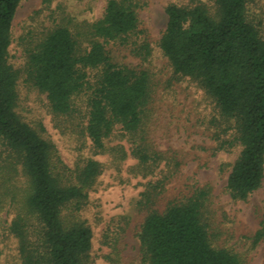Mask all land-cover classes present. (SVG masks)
I'll return each mask as SVG.
<instances>
[{"label":"trees","instance_id":"obj_1","mask_svg":"<svg viewBox=\"0 0 264 264\" xmlns=\"http://www.w3.org/2000/svg\"><path fill=\"white\" fill-rule=\"evenodd\" d=\"M21 1L0 0V226L18 239L21 264H87L93 230L82 210L103 164L87 158L68 166L44 136L45 127L41 124L38 131L17 111L19 72L8 58ZM250 1L215 0L214 13L204 4L170 3L159 42L174 74L196 81L215 101L218 148L240 146L227 180L231 197L239 200L264 178V38L248 19ZM137 8V0H108L103 16L84 35L63 25L52 28L26 48L25 74L27 82L46 93L57 115L72 114L84 95L93 151L124 159L126 146L110 142L126 139L138 170L147 175L162 161L146 124L151 75L146 68L114 61L106 48L137 32ZM135 52L147 56L149 44ZM228 132L232 140L222 138ZM159 188L160 183L149 182L142 193L141 204L148 209L138 238L149 264H244L235 252L214 245L203 218L206 190L160 208ZM2 212L12 215L4 224ZM263 238L264 227L255 241Z\"/></svg>","mask_w":264,"mask_h":264},{"label":"rangeland","instance_id":"obj_2","mask_svg":"<svg viewBox=\"0 0 264 264\" xmlns=\"http://www.w3.org/2000/svg\"><path fill=\"white\" fill-rule=\"evenodd\" d=\"M108 0H22L12 26L9 62L18 70L17 111L45 137L56 144L60 157L70 167L94 158L103 164L97 184L90 191L82 216L93 230L92 249L87 264H149L144 259L138 233L147 207L141 204L149 182L160 183L158 207L182 200L204 189L203 218L215 246L235 252L244 264H264V238L255 236L264 227V178L262 185L245 200L233 199L227 189L232 165L240 153L238 144L218 148L214 135L220 128L215 101L189 77L177 76L160 49L170 3L184 6L204 4L215 12V0H137L139 25L127 42L106 44L118 63L149 70L152 80L151 111L146 120L149 138L161 152L162 161L144 175L138 159L130 154L129 141L119 137L111 145L123 143L126 158L115 153H95L86 134L88 114L86 97H78L70 115H57L49 107L46 93L26 81V48L56 26H67L74 33L86 32L100 19ZM248 19L264 38V0H251ZM83 45H88L81 36ZM148 43L150 53L140 56L135 48ZM232 140L231 132L221 134ZM1 150V145H0ZM4 224L12 215L1 213ZM5 219V220H4ZM0 264H21L18 239L0 226Z\"/></svg>","mask_w":264,"mask_h":264}]
</instances>
